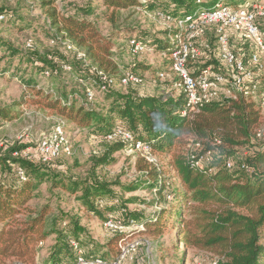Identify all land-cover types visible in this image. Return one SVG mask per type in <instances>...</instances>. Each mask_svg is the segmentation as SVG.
<instances>
[{
	"label": "trees",
	"instance_id": "trees-1",
	"mask_svg": "<svg viewBox=\"0 0 264 264\" xmlns=\"http://www.w3.org/2000/svg\"><path fill=\"white\" fill-rule=\"evenodd\" d=\"M99 1L112 12L139 8L141 13L167 16L177 21L212 9L217 3L235 7L242 0H150L146 5H140L138 0ZM41 5L46 8L55 39L68 41L83 57L80 61H69L54 52L21 53L0 39V50L4 47L9 54L8 58L5 57L6 68L10 69L13 62H18L10 78L20 79L18 82L25 88L36 90L35 94H48L36 89L35 76L38 74L44 79L50 75L49 78H53V75L65 72L63 66L70 67V73H74L78 82L90 81L94 87L99 83L100 72L119 77L114 75L111 60L114 41L119 39H134L164 58L161 68L153 72V79L158 71H168L171 39L176 33L173 24L158 34L132 27L103 35L88 18L92 14L90 6L63 14L53 7V0H41ZM0 15L7 17L6 23L14 22V27L19 26L18 30L24 29L23 25H17L20 20L14 11L0 8ZM255 25L262 33L256 21ZM207 36L213 40L207 43L208 49H202L206 58L188 66L195 69L211 66L214 71H222L223 67L216 58L214 32L208 31L205 40ZM29 65L32 73L27 74L25 69ZM140 66H134L136 71L142 69ZM167 82L178 92V97L142 95L132 91L124 93L117 91L124 88L109 87L100 95L106 104L98 109L85 107L86 99L75 92H62L53 99L48 95L44 99L47 108L56 111L66 123L76 128L87 129L102 138L113 129L122 128L134 141L148 144L155 158L156 155L169 156L178 187L168 192L170 184L162 177L165 173L147 165L143 159L138 163L139 171L148 178L146 184L155 189L154 205L159 207L166 203L167 206L147 215L129 213L112 191L111 184L93 173L84 180L75 181L53 173V161L43 163L38 159L36 162L14 157L13 153L26 148L13 147L0 154V262L14 258L34 264L37 245L49 238L53 241L45 264H76L78 258H84L79 250L86 231L76 218L60 212L49 223L50 207L47 205L28 218L20 217L27 212L28 203L41 185L49 182L50 190L73 196L85 212L97 219L105 218L106 221L111 217L104 216L108 211L111 212L108 215L118 214L123 218L121 223L124 225L130 221L141 225L142 229L137 232L141 236L159 237L165 231L175 232L184 251L190 248L215 257V264H264V142L255 139V130L264 125V111L253 100L236 94L234 99L213 101L200 106L196 113H190L183 94L174 87V80L169 78L162 83ZM3 114L4 110L0 109V116ZM191 140L203 146L197 156L210 152L209 160L199 166L194 165L196 158L192 156L196 155L188 147ZM109 144L94 167L111 164L114 153L128 148L121 143ZM17 168L23 171L24 180L17 177ZM138 188L132 186L127 190ZM117 240L118 237H113L101 248L106 256L113 252ZM91 259L94 258L87 260Z\"/></svg>",
	"mask_w": 264,
	"mask_h": 264
},
{
	"label": "rangeland",
	"instance_id": "rangeland-1",
	"mask_svg": "<svg viewBox=\"0 0 264 264\" xmlns=\"http://www.w3.org/2000/svg\"><path fill=\"white\" fill-rule=\"evenodd\" d=\"M101 3L99 0H53V7L60 13L72 14L75 9L90 6L92 14L88 18L93 21L103 35L132 27L141 28L150 34H158L164 29L172 27L173 24L172 20H167L166 17H161L162 15L141 13L134 11V8L112 12ZM244 3L255 4L264 11V0H242L239 5ZM41 6V0H0V8L14 11L17 19L20 20L17 25L24 26V29L18 30L19 26L14 27V22L9 24L6 23V20L2 21L0 23V39L11 44L13 49L21 53L28 51L39 54L54 52L69 61H80L82 57L75 48H69L66 41L61 42L59 39H55L54 31L49 25L46 8ZM255 21L261 28L264 37V16H257ZM32 29L33 31H31ZM28 40L32 42L30 49L26 47ZM126 40L114 41L111 51L114 75L121 76L125 72H134L141 76L143 83L117 91L178 97V92L171 88L168 82L162 83L152 78L153 72L161 68L164 58L150 49L139 55H131L125 45ZM210 40H213V37L207 36L208 44ZM230 46L246 61L249 52L247 43L232 36ZM8 55V50L3 47L0 50V109L4 110V114L0 116V154L13 147L26 148L24 150L31 151L29 161L37 162L38 157L35 155V149L40 139L62 120L70 153L51 162L53 173L67 176L75 181L84 180L93 173L94 176L111 184L112 191L116 193L119 202L129 213L147 215L167 206L166 203L160 204L159 207L154 205L155 189H153V185L146 184L148 178L139 171L140 158L136 154L122 150L111 156L114 160L111 164L94 167L95 161L107 151L110 144L87 129H79L71 123H66L56 111L44 105V99H47L48 95L53 99L55 95L62 92L67 94L75 92L81 98L84 97L82 84L78 82L74 73L60 72L59 75H53V78H49V75L44 79L35 74L37 77L35 78L37 79L36 89L48 93L47 96L44 95V92L37 95L34 92L36 90L22 86L18 82L20 79L10 78L11 71L13 68L15 69L18 62H13L10 69H7V60L5 59L8 58ZM212 58L216 60L214 54H212ZM135 65H141L142 69L136 71ZM31 68L32 66L29 65L25 69L27 74L32 73ZM253 71L256 73V69ZM261 71L258 73L261 76L255 79L264 85V70ZM103 99L97 94L95 100L87 102L85 107L98 109L100 105L106 104ZM193 149L194 147L191 148V151ZM155 159L157 167H154L165 173L162 177H165L170 184L166 191L178 187L177 179L170 167V157L156 155ZM93 168H95L94 172H92ZM132 186L139 188L135 191H128L127 188ZM45 205L50 207L49 223L61 212L71 218H76L79 225L84 227L86 233L85 238H81L84 242L79 252L86 259L100 258L107 264L113 263L119 257L120 246L126 243L129 245L128 252L120 264H215L217 260L215 257L190 248L184 251L175 232L165 231L159 237L141 236L135 231L128 232L126 236L112 234L103 226L105 218L100 220L85 212L73 196L60 190H50L49 182L41 185L28 203L27 212L20 217L28 218ZM110 213L105 211L104 216H111L114 219L117 217L122 221L123 218L118 214L108 215ZM113 237H118V240L113 252L106 256V252L101 248L105 247L108 240ZM52 241L53 238H49L46 242L37 245L38 252L34 264H45ZM0 264L28 263H22L12 258L0 262Z\"/></svg>",
	"mask_w": 264,
	"mask_h": 264
},
{
	"label": "built area",
	"instance_id": "built-area-1",
	"mask_svg": "<svg viewBox=\"0 0 264 264\" xmlns=\"http://www.w3.org/2000/svg\"><path fill=\"white\" fill-rule=\"evenodd\" d=\"M150 0H138L140 5H146ZM134 11L141 12L139 8ZM257 16H264V11L259 6L252 3H244L236 7L217 3L214 8L202 10L194 16H187L183 19L173 21L167 16V20H172L175 35L172 37V51L168 56L170 62L168 71H158L155 74V80L163 82L166 79L174 80V87L184 96L188 112L196 113L202 105L223 98L234 99L236 94L247 97L264 111V87L261 88L256 77L264 70V37L259 28L255 25ZM6 16L0 15V21H5ZM208 31L214 32L216 38V58L222 65L223 70L214 71L209 66L204 69L191 68L188 65L199 62L200 58L206 55L202 49H208V44L204 36ZM234 36L237 39L247 43L249 52L246 61L235 53L230 46V38ZM69 48H74L66 41ZM125 45L131 55H139L146 52L147 49L136 42L134 39L125 41ZM26 47L32 48V42L27 41ZM80 56L83 55L80 53ZM256 69V73L253 71ZM63 70L70 73V67L63 66ZM99 83L94 87L93 82H81L83 94L87 102H93L96 95H101L109 87L138 86L143 83V79L130 72H125L115 78L111 75L99 73ZM185 114V112L183 113ZM64 123L52 127L51 131L42 136L35 149V155L43 163H48L60 158L62 155L70 153L68 139L65 134ZM107 143H121L128 148L126 151L136 154L150 166L157 167V161L151 153L148 144L134 141L129 132L122 128H115L113 131L102 138ZM255 139L264 142V125L255 130ZM190 152L196 156L202 152L203 146L200 142L191 140ZM194 149L191 151V148ZM194 151V152H193ZM31 151L24 150L20 153H13L14 157L30 158ZM192 156L196 158L194 165L199 166L210 158V152L202 156ZM244 168V167H242ZM16 175L24 180V173L20 168L16 169ZM104 228L112 234L125 235L128 232H138L142 229L141 225L130 221L127 225L108 217L103 224ZM76 247L75 243H72ZM128 244L120 246L119 257L110 264H120L126 257ZM76 264H107L100 258L87 260L78 258Z\"/></svg>",
	"mask_w": 264,
	"mask_h": 264
}]
</instances>
